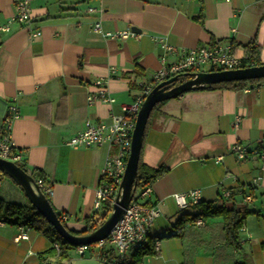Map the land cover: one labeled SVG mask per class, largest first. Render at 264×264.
<instances>
[{
	"label": "crops",
	"instance_id": "crops-1",
	"mask_svg": "<svg viewBox=\"0 0 264 264\" xmlns=\"http://www.w3.org/2000/svg\"><path fill=\"white\" fill-rule=\"evenodd\" d=\"M17 1L0 0V26L13 16ZM87 8L95 12L87 14ZM30 9L29 22L0 32V128L9 105L16 106L11 136L22 159L17 166L36 180L43 177L51 207L75 233L87 228L100 170L114 149L66 142L86 122L109 124L121 105L150 85L162 58L176 60L164 57L161 40L183 51L229 45L239 60L250 45L264 65V0H30ZM96 21L105 33L134 28L141 37L105 38L92 31ZM36 31L39 36L31 37ZM102 79L114 102L89 104L93 84ZM145 131L141 162L168 171L139 198L160 211L149 230L158 251L141 264H264V168L255 154L237 161L229 152L234 143L264 151V80L245 90H196L165 101ZM192 190L212 210L248 213L238 230L239 248L225 243L221 217L199 218L203 226L188 222L180 237L171 236L182 215L199 213L191 204L178 209L172 198ZM225 191L230 198L221 197ZM0 200L30 205L19 186L1 176ZM21 233L25 238L17 239ZM51 246L41 231L0 221V264H40L39 255ZM87 252L98 261L102 254L89 247L81 257Z\"/></svg>",
	"mask_w": 264,
	"mask_h": 264
},
{
	"label": "built area",
	"instance_id": "built-area-1",
	"mask_svg": "<svg viewBox=\"0 0 264 264\" xmlns=\"http://www.w3.org/2000/svg\"><path fill=\"white\" fill-rule=\"evenodd\" d=\"M87 14L95 12L92 8H87ZM30 0H18L14 5V14L8 20L6 25L0 26V32L8 33L11 24L24 25L31 18ZM92 31L102 35L105 38L121 39L128 38L139 39V34L130 30L116 33H105L102 30L99 21L94 22ZM31 37H38L39 32H33ZM160 48L166 55H176V60L170 63L161 59L162 67L154 73L150 85L143 88L142 94L135 97L134 101L129 105H121L120 115H112L109 124H90L86 122L81 131L72 136L66 144L71 147H102L107 145L114 149L112 156H107L103 162L99 173V179L94 191V202L89 216L91 223L96 224L107 210L108 213L115 202L119 185L125 172L126 162L131 147V135L134 130L136 118L142 105L145 96L157 84L164 82L176 75L184 73L198 72H214V71H231L248 67L242 63V60L236 58L233 54L232 47L229 45L216 44L210 48L200 47L183 51L168 45L165 41H160ZM114 71H111L113 74ZM105 82L97 80L93 84L96 91L89 94L88 102H104L112 104L114 100L108 96L105 87ZM18 118V109L14 105H9L7 112L2 120L0 128V159L14 163L16 165L22 162L20 154L16 151L12 141L11 130L13 122ZM229 152L237 161H246L257 155L261 160V168H264V151H249L241 144L234 143L229 147ZM235 180V179H234ZM256 180H259L257 178ZM38 189L43 195L49 196L51 188L43 180L35 181ZM150 186H147L140 192L135 190L134 195L124 209L120 220L114 225L108 237L94 244L96 248L102 250L106 247L113 252L112 263L105 255L99 257L100 264H129L132 262V255L141 249L150 245L149 230L153 225L154 220L159 216L160 211L157 206H147L139 202V198L148 196ZM230 192L225 191L221 197L230 198ZM175 205L178 209H185L189 204L199 205L201 203L200 192L198 190L188 191L186 193L175 194L172 196ZM244 201L249 202L250 197L245 196ZM107 216V215H106ZM64 221V218H62ZM197 226H203L202 220H196ZM22 227V226H19ZM25 235L20 234L17 239H24ZM53 247L58 250L54 243ZM88 246H78L75 250L79 256H82ZM158 251V242L152 245V253ZM141 264V263H138Z\"/></svg>",
	"mask_w": 264,
	"mask_h": 264
},
{
	"label": "water",
	"instance_id": "water-1",
	"mask_svg": "<svg viewBox=\"0 0 264 264\" xmlns=\"http://www.w3.org/2000/svg\"><path fill=\"white\" fill-rule=\"evenodd\" d=\"M135 30L132 28V31ZM134 32V31H133ZM188 78V79H186ZM264 79V65L250 66L231 71L198 72L176 75L164 82L157 84L145 96L140 106L134 130L131 135V147L126 162L125 172L119 185L118 193L106 219L93 232L85 236H74L58 220L55 211L48 199L42 194L35 180L23 169L14 163L0 159V171L18 185L30 205L54 229L56 234L70 245L87 246L102 241L108 237L114 225L120 220L124 209L130 203L136 190V176L138 162L141 154L142 143L147 121L153 108L165 101L175 99L180 95L208 89L213 85ZM180 84L174 85L177 81Z\"/></svg>",
	"mask_w": 264,
	"mask_h": 264
},
{
	"label": "trees",
	"instance_id": "trees-1",
	"mask_svg": "<svg viewBox=\"0 0 264 264\" xmlns=\"http://www.w3.org/2000/svg\"><path fill=\"white\" fill-rule=\"evenodd\" d=\"M244 48L245 51V59H242V63L244 65L250 66H261L262 64L259 61V51L257 48H254L250 45H247ZM252 64V65H249ZM188 74V73H187ZM192 74V73H189ZM188 79V78H186ZM262 80H252L251 81H239V82H232V83H223L218 85H213L208 89L204 90H211L212 89H235V90H245L247 86H253L255 84H259ZM183 80L177 81L174 85H178ZM162 103L157 104L153 110L150 113V116L154 110L157 109L159 105ZM149 116V119H150ZM149 119L147 121V125L149 122ZM147 125L145 130L147 129ZM146 132V131H145ZM144 132V135H145ZM264 149V146H262ZM20 167V166H19ZM168 169L164 166H160L158 168H150L146 165H144L140 158L138 162V168H137V176H136V190H143L147 186H151L157 179L162 177L167 173ZM26 172V171H24ZM28 173V172H26ZM35 181L36 176L32 173H28ZM1 177L8 178L4 172L0 171ZM41 179L44 181L43 177L37 175V179ZM9 179V178H8ZM45 196V195H44ZM48 197V196H45ZM199 209V213L197 215H182L179 220L174 223L172 226L174 234L171 235L173 237H180L181 232L184 228V225L188 222L195 223L196 220L199 218L207 219L210 217H221L222 223H223V232H224V238L225 243L228 246H231L232 248L236 249L239 248L238 243V230L241 228L245 217L248 215V213H242L234 208H217L216 210H212L211 206L209 204L200 203L199 205H196ZM108 214V210L102 214L101 219L96 223H91L90 219L87 221V228L84 233H75L72 231L68 232L74 236H85L91 232H93L97 227H99L103 221L106 219V215ZM56 216L58 220L61 222V224L64 225V221L62 219V216L59 213H56ZM0 221H2L5 224L12 225V226H22L29 229H33L35 231H41L46 237L51 241L52 246L49 250H47L45 253L39 255L40 264H51V259H58V261L63 262L67 260L68 258V252L71 250H74L77 248V246L70 245L67 242H65L63 239H61L54 229L44 220V218L37 213V211L31 206V205H17V204H10L5 203L4 201L0 200ZM67 229V228H66ZM54 243L57 245L58 250H56L53 245ZM88 247L94 246L87 245ZM150 246V247H149ZM148 247L141 249L139 251H136L132 257V262L129 264H138L141 263L142 258L146 255H152V247L149 245ZM106 248L102 249L101 255H105L107 259L112 263V258L114 255V252L111 249L105 250ZM117 264V263H115Z\"/></svg>",
	"mask_w": 264,
	"mask_h": 264
},
{
	"label": "rangeland",
	"instance_id": "rangeland-1",
	"mask_svg": "<svg viewBox=\"0 0 264 264\" xmlns=\"http://www.w3.org/2000/svg\"><path fill=\"white\" fill-rule=\"evenodd\" d=\"M92 250L95 249V246L91 247ZM70 256V258H69ZM68 256L67 260L63 261L60 264H100L99 261L97 259H95V257L92 258H88V252L87 254H85L84 257H81L78 255V253L76 252V250H71L70 251V255Z\"/></svg>",
	"mask_w": 264,
	"mask_h": 264
}]
</instances>
